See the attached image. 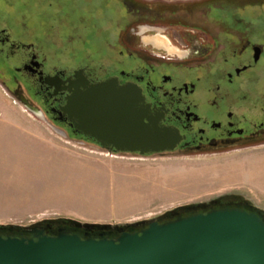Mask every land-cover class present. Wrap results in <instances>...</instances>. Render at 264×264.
I'll list each match as a JSON object with an SVG mask.
<instances>
[{
  "label": "flooded vegetation",
  "instance_id": "obj_1",
  "mask_svg": "<svg viewBox=\"0 0 264 264\" xmlns=\"http://www.w3.org/2000/svg\"><path fill=\"white\" fill-rule=\"evenodd\" d=\"M106 82L139 88L144 124L174 143L145 156L263 147L264 0H0V86L51 130L82 147L132 146L137 120L124 139L121 102L114 135L82 125L78 98ZM244 204L231 193L175 216Z\"/></svg>",
  "mask_w": 264,
  "mask_h": 264
},
{
  "label": "rangeland",
  "instance_id": "obj_2",
  "mask_svg": "<svg viewBox=\"0 0 264 264\" xmlns=\"http://www.w3.org/2000/svg\"><path fill=\"white\" fill-rule=\"evenodd\" d=\"M232 191L264 207V146L204 156L82 147L0 86V224L132 222Z\"/></svg>",
  "mask_w": 264,
  "mask_h": 264
},
{
  "label": "water",
  "instance_id": "obj_3",
  "mask_svg": "<svg viewBox=\"0 0 264 264\" xmlns=\"http://www.w3.org/2000/svg\"><path fill=\"white\" fill-rule=\"evenodd\" d=\"M94 89L92 95L78 98L83 126H91L96 134L110 130L114 135L115 104L120 102L117 111L124 139L131 138L132 116L137 120L133 131L137 141L130 147L107 150L109 153L145 156L174 148V143L159 139L156 122L144 124L147 110L139 88L124 85L115 89L106 82ZM24 107L37 117L29 106ZM231 193L238 192L181 204L132 222L90 223L58 217L28 225L0 224V264H264V207L241 193L244 207L175 216Z\"/></svg>",
  "mask_w": 264,
  "mask_h": 264
}]
</instances>
